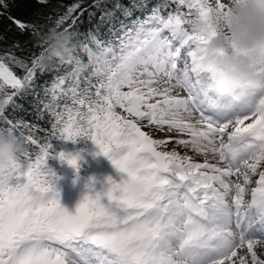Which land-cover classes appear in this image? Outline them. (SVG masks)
Masks as SVG:
<instances>
[{"label": "snow or ice", "instance_id": "snow-or-ice-1", "mask_svg": "<svg viewBox=\"0 0 264 264\" xmlns=\"http://www.w3.org/2000/svg\"><path fill=\"white\" fill-rule=\"evenodd\" d=\"M107 2L89 9L77 0L41 24L12 16L17 0H0V18L7 13L39 49L27 50L26 59L0 55V129L25 145L0 185V264H264V91L221 100L203 69L209 41L224 35L218 24L230 0H162L131 28L121 25L116 44L100 39L115 14L102 7ZM132 8H147V0ZM96 11L95 27L82 31L85 13L92 24ZM52 29L75 37L73 60L86 72L76 74L71 62L45 63L41 37ZM10 62L26 74L18 78ZM38 73L51 82L38 85ZM28 95L38 120L51 117L50 131L15 116L26 111L15 98ZM38 131L47 134L38 139ZM161 132L189 139H175L169 150L173 137L154 138ZM78 138L90 140L122 176L99 191L89 184L69 212L48 161L79 171L78 156L52 152L53 140Z\"/></svg>", "mask_w": 264, "mask_h": 264}, {"label": "clouds", "instance_id": "clouds-1", "mask_svg": "<svg viewBox=\"0 0 264 264\" xmlns=\"http://www.w3.org/2000/svg\"><path fill=\"white\" fill-rule=\"evenodd\" d=\"M218 26L224 35L209 41L203 59L212 93L230 101L243 91L249 94L264 91V73L257 72L264 68V0H230L229 10ZM74 39L72 34L56 29L43 35L45 63L71 62L76 74L86 72L87 65L73 60ZM91 63L103 71L101 58L92 55ZM24 152L25 145L19 137L0 129V185L8 182Z\"/></svg>", "mask_w": 264, "mask_h": 264}, {"label": "trees", "instance_id": "trees-1", "mask_svg": "<svg viewBox=\"0 0 264 264\" xmlns=\"http://www.w3.org/2000/svg\"><path fill=\"white\" fill-rule=\"evenodd\" d=\"M77 0H49L47 6L40 5L37 3V0H17L16 6H14L11 10V15L23 21H36L39 20V23H49L52 21H46L47 16L51 15L53 20L57 15L63 14L67 7L71 6ZM84 8L91 9L95 0H79ZM119 2L123 9L114 10L113 5ZM134 0H108L107 3H104L102 7L106 10H113L114 16L110 24L105 25L100 33V39L107 42H112L116 44L118 38L123 34L121 25L124 26V29L131 28L132 25L140 19L145 18L147 15L151 14V9L157 6L158 3L162 2V0H147V8H140L139 10L136 8H132ZM143 0H135V3L140 4ZM132 9L131 16H125L124 10ZM79 13V10L76 14ZM101 11H96V16L94 18V22L92 24L89 23L87 13H85L82 18L80 27L82 31H87L89 28L95 27V21L99 20L101 16ZM7 13L3 18H0V34L4 36V40L0 41V55H8L10 52L16 56L17 59L27 58L28 51L32 50L34 52H38L39 49L33 47V42L30 40L29 35L25 33L21 35L19 30L16 29L14 25L11 24L10 20L7 18ZM46 31V29H45ZM81 56L87 60V56L81 52ZM30 62V61H29ZM10 70L17 75L18 78H22L26 73L24 69L16 65L14 62L9 63ZM51 75L45 74L40 75L37 74L36 83L43 84L44 82H51ZM7 91L11 92L12 89L6 88ZM41 98L46 99L41 92ZM17 103L23 105L26 111H17L15 113L16 117H23L26 121L35 123L39 126V128L50 131L51 117L45 113L43 119L38 120L36 112L33 110L34 98L31 95H28L25 99L15 98ZM119 111V110H118ZM8 113H12V109H8ZM46 131H38L34 133V136L38 139L42 138L46 135ZM95 146L90 140L86 138H78L75 143L71 141H52V152L53 156L57 153L64 152L65 154H71L72 156L79 157V171L70 167L66 163H61L57 158H52L48 161V167L55 173V189L59 190L58 180L57 179H65L68 176L70 182H74L73 178L77 174L79 176H83L90 181H92V172L93 166L89 161V153H87L91 148L94 149ZM30 150H34V146H29ZM97 148V147H96ZM98 149V148H97Z\"/></svg>", "mask_w": 264, "mask_h": 264}, {"label": "rangeland", "instance_id": "rangeland-1", "mask_svg": "<svg viewBox=\"0 0 264 264\" xmlns=\"http://www.w3.org/2000/svg\"><path fill=\"white\" fill-rule=\"evenodd\" d=\"M7 88V86H6ZM175 94V93H174ZM183 94V93H182ZM226 101V100H224ZM249 121H246L245 123H248ZM144 131H148L147 128L142 129ZM167 136H172L173 140L172 143L169 144V150L174 146L175 144V139H189L187 136H178L174 133H157L154 135V138H167ZM95 147V146H93ZM176 150L180 152L181 155L187 154L189 156H194V154L191 152L190 149H185L181 146H176ZM98 151L96 149H90L87 153H89L90 156L93 157L94 162L96 163L97 161L100 162L101 167L97 166L95 167V170L92 172V177L95 179L96 183H93V187L99 191L103 187L107 186V180L111 178L112 180L119 182L120 178L122 176L121 173L117 171V169L113 166L112 162L105 156L101 155H96ZM197 162H203L202 157H195ZM214 162V161H212ZM106 164L105 167H103V164ZM258 177H254V180L257 179ZM232 179H235L233 177ZM58 180V187L60 188V203L63 207H65L69 212H74L76 206L78 203L82 200L83 196L82 193H87L88 192V185H85V180L80 179V190L75 192V188L71 187V182L68 178V176L65 177V179H57ZM253 187L255 186L254 184L252 185ZM246 199H250V196L246 197ZM243 251V250H240ZM239 254V253H238Z\"/></svg>", "mask_w": 264, "mask_h": 264}]
</instances>
